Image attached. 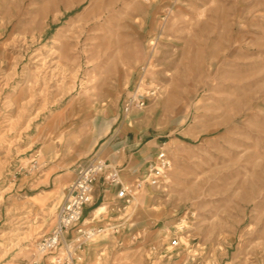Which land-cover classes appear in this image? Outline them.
Here are the masks:
<instances>
[{
    "label": "rangeland",
    "instance_id": "1",
    "mask_svg": "<svg viewBox=\"0 0 264 264\" xmlns=\"http://www.w3.org/2000/svg\"><path fill=\"white\" fill-rule=\"evenodd\" d=\"M130 128L164 184L42 253L55 175ZM0 264H264V0H0Z\"/></svg>",
    "mask_w": 264,
    "mask_h": 264
},
{
    "label": "built area",
    "instance_id": "2",
    "mask_svg": "<svg viewBox=\"0 0 264 264\" xmlns=\"http://www.w3.org/2000/svg\"><path fill=\"white\" fill-rule=\"evenodd\" d=\"M171 165L172 160L168 150L165 145H162L157 150L155 157L148 161L145 176L136 182H125L122 180L118 166H114L106 160L93 158L78 169L74 182L67 187V195L59 208L55 227L41 239L40 251L45 254L54 252L61 244H64L67 254L71 255L80 249L88 239L103 231L102 228L87 229L80 225L84 219L86 208L93 203L95 184L101 177L109 184L119 186L118 197L126 203H130L139 189L147 185L157 187L164 184ZM70 238L75 239V247L69 243ZM173 243L178 245L177 240H174Z\"/></svg>",
    "mask_w": 264,
    "mask_h": 264
},
{
    "label": "crops",
    "instance_id": "3",
    "mask_svg": "<svg viewBox=\"0 0 264 264\" xmlns=\"http://www.w3.org/2000/svg\"><path fill=\"white\" fill-rule=\"evenodd\" d=\"M154 145L152 140H147V138H145L141 130L130 128L126 132V135L124 134L123 141L114 145H107L102 148L97 155L101 158H105L112 164H116V166L120 168L123 181L136 182L146 174V165L155 155ZM77 169L78 167L70 172L63 171L62 173L56 174L53 180L55 186L65 188L74 180ZM118 189L119 186L111 185L101 177L95 184L94 200L93 203L87 207L89 212L85 214L87 216L86 220L89 221L90 217L94 215L92 214L93 211L104 203H108V211L106 212L109 214V210L111 212L110 208L113 207L118 197ZM118 219V216H111L109 218L110 223H116Z\"/></svg>",
    "mask_w": 264,
    "mask_h": 264
},
{
    "label": "bare ground",
    "instance_id": "4",
    "mask_svg": "<svg viewBox=\"0 0 264 264\" xmlns=\"http://www.w3.org/2000/svg\"><path fill=\"white\" fill-rule=\"evenodd\" d=\"M154 43V41H153ZM148 63V61H147ZM150 66V65H149ZM155 68V67H154ZM133 69V68H132ZM151 69L153 70V63L151 64ZM153 84L156 85L155 83V79H153ZM147 111V110H146ZM116 112V110H115ZM144 116V115H143ZM142 116V117H143ZM152 116V115H151ZM139 119V117L137 118ZM141 121V120H140ZM173 154V153H172ZM178 156V155H177ZM178 158V157H177ZM180 159V158H179ZM181 160V159H180ZM170 175V174H169ZM169 177V176H168ZM172 179V178H171ZM168 182V181H167ZM149 188V187H148ZM151 193V191L149 193H145L144 195L147 197V195H149ZM56 198V197H55ZM136 198V197H135ZM138 202V201H137ZM137 204V203H136ZM108 211V203H104L103 205H101L100 207H98L96 210L93 211V214H101ZM104 233V232H103ZM102 234V233H101ZM108 234V233H107ZM95 237V236H94Z\"/></svg>",
    "mask_w": 264,
    "mask_h": 264
}]
</instances>
